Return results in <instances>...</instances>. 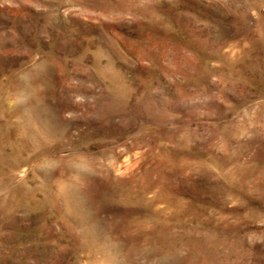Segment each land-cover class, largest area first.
Returning <instances> with one entry per match:
<instances>
[{
	"label": "rangeland",
	"instance_id": "374dc122",
	"mask_svg": "<svg viewBox=\"0 0 264 264\" xmlns=\"http://www.w3.org/2000/svg\"><path fill=\"white\" fill-rule=\"evenodd\" d=\"M0 264H264V0H0Z\"/></svg>",
	"mask_w": 264,
	"mask_h": 264
}]
</instances>
